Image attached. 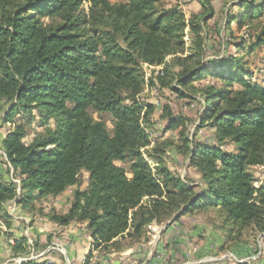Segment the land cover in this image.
<instances>
[{"label": "trees", "instance_id": "1", "mask_svg": "<svg viewBox=\"0 0 264 264\" xmlns=\"http://www.w3.org/2000/svg\"><path fill=\"white\" fill-rule=\"evenodd\" d=\"M237 1L239 12L226 15L225 29L232 35L233 23L248 26L252 42L235 43V56L206 61L209 31L221 32L218 24L208 25L216 14L211 0H199L201 12L189 18L167 0H0V101L9 105L4 122L33 121L38 112L46 128L29 145L24 125L2 141L21 186L1 179L0 223L11 227L9 203L24 209L35 196L58 197L78 187L85 172L87 190H76L68 213L50 219L60 226L86 223L96 247L138 240L151 221L162 224L180 213L175 223L209 208L218 210L224 230L238 232L236 240L252 228L264 243V185L255 187L250 171L264 166V87L248 79L253 73L244 61L264 47V0ZM143 65L164 67L157 76L162 88L187 99L201 95V125L208 122L220 146L190 152V166L201 176L199 194L166 168L155 173L143 156L150 145L145 125L155 110L138 100ZM210 74L223 85H195ZM104 114L112 131L95 118ZM227 143L237 151L223 150ZM22 248L16 241L13 250Z\"/></svg>", "mask_w": 264, "mask_h": 264}, {"label": "rangeland", "instance_id": "2", "mask_svg": "<svg viewBox=\"0 0 264 264\" xmlns=\"http://www.w3.org/2000/svg\"><path fill=\"white\" fill-rule=\"evenodd\" d=\"M109 1L116 3L119 0ZM237 2L211 0L216 14L208 25L212 28L218 24L221 32L218 35L217 28L216 31H209L206 61H222L235 56V43L238 44L241 40L247 41L248 44L252 42L248 36L253 31L250 32L248 26L238 29L236 23H233L232 35L225 29L226 15L239 12V8L234 6ZM166 3L167 6H180L187 18L201 12L199 0H167ZM89 7L86 3L84 10L88 11ZM244 61L248 63L246 69L253 73V77L248 79L264 87V47L256 49L252 54H246ZM208 64L214 67V64ZM163 68L149 65H143L142 68L145 85L138 100L143 105L151 104L155 108L150 123L145 125L150 145L142 150L143 156L155 173L166 168L174 176L194 186L199 194L201 176L197 168L190 166V152L198 145H220L215 138L214 129L207 125L208 122L203 127L201 125V117L204 114L203 103L198 100L202 99L201 95H192L193 97L187 99L169 88H162L157 76ZM172 71L177 73L179 69L173 67ZM170 78L175 79L171 75ZM207 84L219 87L223 85L219 77L211 74L195 83L197 86ZM235 88L241 87L236 85ZM8 110L9 105L0 101V181L13 180L20 188V175L15 173L8 163L2 149V141L15 126L24 125L27 136L23 141L29 145L46 128L38 112L35 113L33 121H19L20 118H16L10 123H5L4 118ZM95 118L104 120L112 131L113 124L109 115H95ZM176 118L182 121H171ZM185 139L191 141L190 147L185 146ZM222 148L228 152L237 151V147L231 143ZM117 164L127 170L130 165L128 162ZM250 171L255 177V187L264 185V166L253 167ZM128 176L131 177L130 174ZM87 188L88 174L84 172L78 187H71L58 197L35 196L31 204L24 209L20 205L18 207L17 202L9 203L11 227L8 229L4 219H1L0 223V264H264V243L261 237L258 238L252 228H248L240 233L236 240L238 232L233 230L234 232L228 233L224 230L223 218L218 210L212 208L181 216L175 223L173 220L180 213L162 224L151 221L145 226L143 235L138 240L123 239L118 245L108 249L96 247L86 223L60 226L50 219L53 214H67L74 201L75 191H85ZM16 241L22 243L23 250H13Z\"/></svg>", "mask_w": 264, "mask_h": 264}]
</instances>
